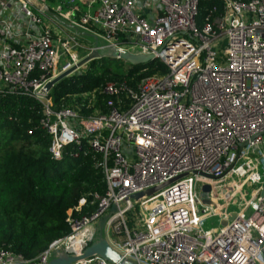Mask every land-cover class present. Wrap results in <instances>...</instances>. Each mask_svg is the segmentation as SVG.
Wrapping results in <instances>:
<instances>
[{"label":"built area","instance_id":"2783aa9c","mask_svg":"<svg viewBox=\"0 0 264 264\" xmlns=\"http://www.w3.org/2000/svg\"><path fill=\"white\" fill-rule=\"evenodd\" d=\"M39 1L44 9L0 0V99L40 104L55 161L68 147L72 158L84 149L99 156L106 194L77 217L80 199L66 218L70 233L34 259L0 248V264L80 256L106 215L102 237L134 264H264V0ZM213 1L221 11L198 24L199 4ZM81 35L117 60L152 56L166 72L53 105L46 85L94 49ZM211 218L219 226L204 229ZM74 264L118 263L94 256Z\"/></svg>","mask_w":264,"mask_h":264},{"label":"trees","instance_id":"16d2710c","mask_svg":"<svg viewBox=\"0 0 264 264\" xmlns=\"http://www.w3.org/2000/svg\"><path fill=\"white\" fill-rule=\"evenodd\" d=\"M213 9L219 13L221 4L201 2L198 24ZM84 68L53 87V105H71L73 96L90 93L107 82H125L135 88L142 78L166 72L157 61L131 65L109 56L92 60ZM41 116L40 104L32 99H0V248L26 260L70 233L66 218L80 199L85 198L86 205L74 213L77 217L96 209V204L90 205L93 195L106 194L103 175L95 167L99 156L84 149L72 158V147H68L63 159L55 161L48 151L51 140L39 127Z\"/></svg>","mask_w":264,"mask_h":264},{"label":"water","instance_id":"95a60500","mask_svg":"<svg viewBox=\"0 0 264 264\" xmlns=\"http://www.w3.org/2000/svg\"><path fill=\"white\" fill-rule=\"evenodd\" d=\"M35 8L37 9H44V5L41 1L39 0H28ZM97 42L94 41V49L86 55L84 58H82L76 65H74L72 68L66 70L65 72H62L59 74L56 78L51 80L47 85V89H52L58 82L63 80L64 78L69 77L71 74L76 72L77 70L81 69L84 67L86 64H88L90 61L99 59L101 56L96 48ZM117 53L116 51L112 50L109 57L117 59L116 58ZM119 60H123L128 64L131 65H138V64H145L151 61H155L154 57L152 56H141V55H133L130 53H124L121 55ZM171 181L166 182L163 185L157 186L155 188L149 189L144 193H139L135 195L133 198L137 199L141 197L142 195H147L150 196L156 191L162 189L166 185L170 184ZM209 190L208 187H204L203 191L207 192ZM111 213L116 212V207L112 206ZM108 215L102 217L99 222H98V233H97V239L96 241L91 244L89 247H87L83 253L80 256H75V257H68L64 254H60L57 257L53 258L49 264H74L79 261H83L89 258H92L94 256H97L105 261L111 262V263H118V264H134L130 261H126L124 258H122L119 254H117L107 243V241L102 237V228L107 220Z\"/></svg>","mask_w":264,"mask_h":264},{"label":"rangeland","instance_id":"374dc122","mask_svg":"<svg viewBox=\"0 0 264 264\" xmlns=\"http://www.w3.org/2000/svg\"><path fill=\"white\" fill-rule=\"evenodd\" d=\"M56 5H59V4H58V3H55V4H54V1H53V2L50 3L49 7H50L52 10H54V8H55ZM79 6H80L81 10L84 9L83 6H81V5H79ZM62 11H65V9L63 8ZM83 38H84V41H83V40H80V41H82L81 43H82L84 46H88L89 48H93V39H92L91 37H89V36H84ZM79 53H80V55H84V54L87 53V51H85V50L82 49V50L79 51ZM110 53H111V51H109V50H102V49L99 50V54H100V56H109ZM84 69H85V68L83 67V68H81L80 70H84ZM248 193H250V190H248ZM246 198L249 199L250 196H246ZM233 209H235V208H233ZM218 226H219L218 219H217V218H211V219H208V220L204 223L203 228H204V229H211V228H215V227H218Z\"/></svg>","mask_w":264,"mask_h":264},{"label":"crops","instance_id":"0c3cea01","mask_svg":"<svg viewBox=\"0 0 264 264\" xmlns=\"http://www.w3.org/2000/svg\"><path fill=\"white\" fill-rule=\"evenodd\" d=\"M140 5H141V7H142V9H143V13H144V14H147L149 11L145 8V3H144V2H141ZM83 37H84V35H81V36H80L81 40L84 41V38H83ZM93 45H94V40H93Z\"/></svg>","mask_w":264,"mask_h":264}]
</instances>
